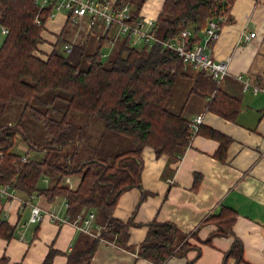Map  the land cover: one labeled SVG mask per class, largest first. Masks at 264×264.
Returning a JSON list of instances; mask_svg holds the SVG:
<instances>
[{
    "label": "trees",
    "instance_id": "16d2710c",
    "mask_svg": "<svg viewBox=\"0 0 264 264\" xmlns=\"http://www.w3.org/2000/svg\"><path fill=\"white\" fill-rule=\"evenodd\" d=\"M144 1L115 0V5L131 4L130 13L136 19ZM233 3L234 0H164L155 19V33L165 39L176 36L185 27H194V34L189 37L191 46L200 40L199 31L206 26L208 19L217 18L221 25L230 19ZM52 10V6L39 7L35 0H0V24L9 28L0 42V108L5 110L13 97L25 102L15 124H0V183H9L28 195H42L46 205L63 197L68 203L66 212L72 218L80 211L96 208V219L102 226L99 234L91 235V241L83 250L68 254L69 263L89 264L101 239L129 246V223L114 217L113 211L119 196L141 183L144 146H152L157 155L180 157L193 136L200 133L218 141L214 157L225 161L232 138L203 123L193 130L190 118L181 111L168 108L178 79L191 75L187 63L175 50L162 49L159 43L147 50L137 48L130 44L128 37H124L104 61L100 52L109 36L106 32L99 38L97 47L87 54V68H80L78 62L71 60L64 51L66 42H72L73 49L78 44L74 36L77 29L69 33L68 38L64 37L68 23H73L69 16L53 48L43 54L39 48L44 41L42 31ZM38 14L42 25L34 22ZM79 44L81 47L82 40ZM49 89L69 93L65 98L66 109L60 118L50 115L48 109L40 110L31 104L34 98ZM241 106V97L216 85L206 108L236 121ZM28 108L33 110L36 119H42L50 136L42 142H32L22 124ZM72 110L102 119L107 130L131 140V147L110 158L92 154L78 161H74L76 150L67 149L64 154L66 162H59L61 155L57 151L81 141L86 134L87 124L69 118ZM19 132L30 143L29 150L32 146L47 148L43 158L28 156L23 160L22 156L27 153L13 151ZM46 168H51L50 171L57 176L55 179L50 176L52 183L41 187L39 182ZM72 174L80 177L75 186L63 180ZM195 177L194 187H197L200 174L195 173ZM238 214L235 208L222 204L203 221L215 223L216 229L200 240L208 243L216 235H234L233 226ZM15 232L16 224L0 219V236L11 238ZM189 235L172 221L153 220L148 224L138 255L162 264L172 255L185 256L190 248L201 250L200 246L191 243ZM191 235L195 236L196 232ZM233 243L229 254L239 255L242 242L235 237ZM59 251L51 245L41 264H53ZM0 264H8L6 255L1 256ZM188 264H193V259H189Z\"/></svg>",
    "mask_w": 264,
    "mask_h": 264
},
{
    "label": "crops",
    "instance_id": "0c3cea01",
    "mask_svg": "<svg viewBox=\"0 0 264 264\" xmlns=\"http://www.w3.org/2000/svg\"><path fill=\"white\" fill-rule=\"evenodd\" d=\"M163 2L145 0L140 15L156 19ZM59 14L65 18L55 21L53 29L44 27L42 31L44 41L39 48L43 54L53 48L68 18L63 11ZM97 27L102 28V24ZM251 32L255 34L248 38ZM199 34L201 41L203 33ZM211 48L212 56L225 60L228 66L219 86L242 99L237 120L207 110V101L216 85L198 86L205 78L215 82L208 71L192 64L187 65L191 75L186 78H191L194 84L185 91L179 110L173 111H181L190 119L202 115L203 124L228 134L232 142L227 159L215 158L218 141L200 133L193 136L180 157L157 155L152 146H144L141 183L126 189L113 211L114 217L129 223V246L101 239L89 264H157L138 255L139 245L153 220L174 222L190 234L192 244L201 247V250L190 248L185 256L172 255L162 264H188L189 259H193V264H264V90H253V86L264 87V0H234L230 19L222 24ZM246 82L250 85L247 90ZM22 145L25 151L29 150L27 143ZM195 173L200 174L197 187H194ZM33 203L45 209L55 208L61 215L67 213L63 197L46 205L42 195H28L19 190L14 197L0 196V219L16 224L11 238L0 236V258L6 255L8 264H41L53 245L60 250L53 264H78L69 263L68 254L83 250L91 241V234L79 228L82 221L75 222V217H70V221L59 222L45 214L40 221L32 222ZM222 204L239 213L233 226L234 235H216L204 243L200 238H207L217 225L203 221ZM99 225L95 219L93 227ZM192 232L196 235H191ZM235 237L242 242L239 255L229 254Z\"/></svg>",
    "mask_w": 264,
    "mask_h": 264
},
{
    "label": "built area",
    "instance_id": "2783aa9c",
    "mask_svg": "<svg viewBox=\"0 0 264 264\" xmlns=\"http://www.w3.org/2000/svg\"><path fill=\"white\" fill-rule=\"evenodd\" d=\"M39 7L52 6L53 10L51 16L55 11H63L71 18L74 24L82 26L84 20H86L90 26L96 27L99 23L102 24V34L108 33V37L111 40L110 44H113L120 36L128 37L130 44H135L137 48L150 47L154 43H159L162 49H172L178 52L186 63H192L195 67L205 69L209 72L215 85H220L225 74L228 72L227 62L222 59H215L212 56V48L209 45L217 40L221 32V24L217 18H210L207 21L204 29L200 30L203 33V39L198 42L190 44L189 37L194 34V27L183 28L176 36L171 38H162L155 33V19L148 16L139 15L136 19L132 18L130 13L131 4L124 3L123 5L116 6L115 0H35ZM115 5V6H114ZM34 22L37 25H42L43 21L38 14L35 17ZM1 33L6 35L9 32V28L0 24ZM101 28V30H102ZM115 29V30H114ZM110 31H112L110 35ZM255 33L251 32L247 37L253 36ZM132 42V43H131ZM66 52L73 50V43L66 42L64 44ZM109 52L101 51V55L107 56ZM249 83L246 82L244 89L249 88ZM254 92L264 90V87L253 86ZM193 130L198 129L199 124L202 123L203 116L197 115L191 119ZM2 153L0 152V156ZM23 160L27 157L24 154ZM16 189L9 183H0V196L2 197H14ZM68 203L65 201L67 208ZM45 214H48L51 219L59 222L70 221L69 214L61 215L59 210L45 209L37 203L31 205L30 221H40ZM96 212L94 209L88 210L86 213H78L75 216L74 221H82L79 228L84 232L91 235H98L101 229V225L93 227L95 225Z\"/></svg>",
    "mask_w": 264,
    "mask_h": 264
},
{
    "label": "rangeland",
    "instance_id": "374dc122",
    "mask_svg": "<svg viewBox=\"0 0 264 264\" xmlns=\"http://www.w3.org/2000/svg\"><path fill=\"white\" fill-rule=\"evenodd\" d=\"M59 10L55 11L52 18H49L45 24V29H53L54 28V22L61 20L63 15L59 14ZM65 18V17H64ZM86 21V20H85ZM65 23L62 26V30L64 28ZM86 25V27H84ZM89 25L88 22L85 24L82 23V26H76L75 24L68 23L64 37L68 38L67 36L69 33H73L74 30H76L74 36L76 37V40L78 44L76 45V48H74L71 52L65 53L70 57L71 60L78 62L80 68H87L89 64V60L87 58V54L89 52H92L98 45L99 38L103 35L101 28H98L97 26H91L90 28H87ZM43 29V30H45ZM61 30V31H62ZM85 33L87 35V38L85 40L82 39V34ZM81 34V35H80ZM5 35L1 33V27H0V42L3 40ZM78 38V39H77ZM124 39V36H120L116 39V41L113 44H110V37L107 38V42L103 45L101 48V51H107L109 52L107 56L101 55L104 61H107V59L112 55V53L115 51V49L118 48L120 41ZM82 40V45L80 47V42ZM132 43V42H131ZM135 46V44H132ZM62 49V45H61ZM144 49L147 50V47H144ZM114 50V51H113ZM101 53V52H100ZM192 63H187V65ZM193 65V64H192ZM179 81V82H178ZM177 88L176 84L173 91L174 97L171 102L167 105L169 109L172 110H179L180 106V100L183 99L184 94H186V90H188L194 83L191 78L182 77L178 79ZM207 83L211 84V87L215 86L212 81H209L207 78L200 83L198 86L206 85ZM69 93L62 89H49L43 94L39 95V97L34 98L31 101V104L40 110H49V114L60 118L63 111L66 109V96H68ZM24 100L21 98L13 97L5 110H2L0 108V124H3L4 122H7L8 124H15L24 109ZM70 119H73L76 123H85L87 124L86 128V134L83 137V139L79 142H73L70 143L68 146L58 150L57 152L60 153L61 158H59V162L65 163L66 159L64 158V154L67 149L69 150H76V156L74 158V161H78L79 159L86 158L92 154H97L102 157L110 158L114 154L126 150L131 147L132 142L126 137H123L121 135L115 134L114 132L107 130L104 125V121L102 119H99L95 116L86 115L83 113H80L76 110H72L70 115ZM11 120V121H10ZM22 124L27 131L29 138L32 142H42L46 138H49L44 123L42 119L38 120L33 115V110L31 108H28L24 112ZM27 143V145H30V143L25 139L24 135L19 132L16 136L15 144L12 147L13 151H17L20 153H26V157L33 156L36 158H43V156L47 152V148H35L31 147L30 150L25 151L23 143ZM144 148V147H143ZM57 152H54L53 154H56ZM51 159L53 160L52 156ZM51 168H46L45 174L42 176L39 186L46 187L50 185L52 182L50 180L55 179L57 176V173L51 172ZM52 170V169H51ZM52 178H49V177ZM79 176L76 174L67 175L66 177H63V180L65 183L71 184V186L77 185L79 181ZM54 182V180H53ZM94 208V207H92ZM96 215H97V209L94 208Z\"/></svg>",
    "mask_w": 264,
    "mask_h": 264
}]
</instances>
